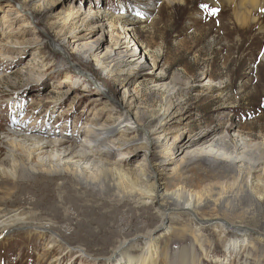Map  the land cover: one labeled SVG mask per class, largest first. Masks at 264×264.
Returning a JSON list of instances; mask_svg holds the SVG:
<instances>
[{
    "label": "rangeland",
    "instance_id": "1",
    "mask_svg": "<svg viewBox=\"0 0 264 264\" xmlns=\"http://www.w3.org/2000/svg\"><path fill=\"white\" fill-rule=\"evenodd\" d=\"M216 1L223 3L160 0L152 9L141 10V23L136 24L130 18H119L123 11H131L128 0H0V44L5 40L22 43L13 49L17 59L0 70V127L16 131V137L0 133V137H7L0 164L10 162L12 153L20 158L25 155L13 152L7 141L32 148L22 137L30 135L47 142L67 141L64 147H76L61 159L63 163L73 162L86 175L104 167L99 163L100 156L87 161L74 159L73 155H89L88 149L81 146L80 132L108 117H117L116 98L121 99L126 90L140 123L158 133L152 136L156 146L148 155L137 144L118 150L116 139L120 135L107 142L105 149L116 155L107 158L110 185L85 186L70 172L64 174V179L51 177L38 162L48 159L49 154L36 156L30 164L39 171L15 179L0 174V222L15 213L26 214L36 224L51 222L58 234L52 239L38 238L30 227L13 228L0 238V264H50L57 258L52 264H119L121 255L115 250L120 243L141 235L124 254L139 256L145 236L160 224L164 209L173 207L163 193L179 188L203 191L217 183L230 188L236 183L235 196L229 199L236 206V216L231 221H250L247 224L257 233L240 237L238 245L231 249V241L238 239L233 234H224L218 225L199 228L190 215L173 213L153 249L152 264H264V205L258 208L252 204L247 189L250 175L260 181L253 186L264 187V34L256 25H251L250 30L236 25L231 9L215 7ZM201 5H207V10ZM70 10L82 16L68 23V42H74L70 33L83 31L82 24L86 23L82 21L92 13L96 14L94 23L102 19L106 24V33L111 31L110 22L117 27L115 33L122 35L123 27L130 29L136 45L133 49L140 47L148 55L141 53L139 61L129 57L111 76L103 73L109 62L108 47H114L107 33L105 48L94 52L88 62L70 48L71 61L67 60L47 33ZM5 22L11 25L10 30L3 29ZM24 30L29 32L18 34ZM8 32L17 34L9 37L5 34ZM101 35L98 31L94 38ZM36 41L38 46L29 45ZM157 50L160 56L154 55ZM153 55L156 58H151ZM154 59L158 60L157 67ZM78 62L84 68L78 67ZM151 73L155 78L162 74L168 78L154 83ZM14 116L17 122H13ZM23 120L28 130L18 126ZM163 125L165 132L158 131ZM208 136L211 137L206 143L201 142ZM133 137L128 134L121 139ZM211 145L213 148H209ZM61 155L54 151L50 156L57 160ZM120 170L137 188H149L153 184L151 177L158 175L162 194L142 204L138 195H131L127 192L130 188L126 190L119 183ZM141 171L146 173V180ZM202 208L201 213L210 214L208 207ZM197 233L201 235L200 242L195 240ZM69 247L84 248L86 255L70 251Z\"/></svg>",
    "mask_w": 264,
    "mask_h": 264
},
{
    "label": "bare ground",
    "instance_id": "2",
    "mask_svg": "<svg viewBox=\"0 0 264 264\" xmlns=\"http://www.w3.org/2000/svg\"><path fill=\"white\" fill-rule=\"evenodd\" d=\"M120 1L122 2L123 0H120ZM128 1H130V4H131L130 5L131 11L130 12L123 11V13L120 15L119 18L120 19L121 17L122 19L130 18V20H135L137 24V22L141 23L139 22L141 21L140 11L143 9H148V8L152 9L160 0H128ZM40 5L42 7L43 3H40ZM214 5L215 7H220V8H223L224 6H226L227 7L226 9H231L232 19L234 20V23L240 26L241 28L245 30H250L251 28L249 27L251 25H256L258 26L259 31L262 34H264V0H223V3L216 1ZM131 12L133 14H131ZM86 15L87 16L82 21V23H86V24H82L83 31L81 30L80 32L77 29L76 31L70 33V36H72L74 40V42L72 41V43L68 42V39L65 37L67 35L66 27L67 25H69L68 24L69 22H72V21L76 22L77 20H79V17L82 16V14H80L79 12L77 13V15H75L73 10H70V12L65 13L63 16L59 17L58 22H55V24L51 27V30H50L51 32L47 33V35L50 36V38L52 39V42H53L52 45L54 47L59 48L63 52V55L65 56L64 58H66L67 60L71 61V54L69 51V48H70V50L73 53L80 55L85 62H88L89 59L92 56H94V52L98 50L102 51L105 48L104 36L106 37L107 33L111 34V41L113 42L114 47L113 46L108 47L109 50L107 51L108 53L107 60L109 62L106 63L103 69V73L111 76L116 72V69L118 67H121L124 63L128 62L127 59H129V57L137 58L135 60L139 61L140 58L138 57L141 55V53L144 52L145 56L148 55V51H145L144 49H141L140 47H138L137 50L133 49L136 45L134 44L135 40L133 39V36H131L130 29H126L123 27L122 35L115 33L117 27L114 23L110 22L111 31L106 33L105 29L107 27H106V24L102 21V19H101V22H99L97 19L98 22L94 23V20H95L94 16H96V14L94 16L92 15V13L86 14ZM5 25L6 26L3 27V29L5 30V28L8 27V30H10L11 25L9 26L6 22H5ZM20 29L17 28V30H20ZM252 30H255V29L253 28ZM86 31H90V32L87 34H82ZM98 31H101L102 35L99 36L98 38H94L96 32ZM27 32L29 31L24 30V31L18 32V34L21 35ZM5 34L11 37L17 33L8 32ZM57 38L58 40H56ZM23 43L25 44V42ZM29 45L38 46L39 42L36 41V43L34 44L32 43ZM19 46H22V43L14 44L11 40H5L0 44V70H3L5 68L7 62L11 64L12 62H14L15 59H17L16 58L17 55L14 53L15 51L13 49L14 47H19ZM138 50L141 52L139 53ZM154 55L160 56L161 52L157 50L156 52H154ZM154 55L151 56V58H156L154 57ZM35 56L40 57L41 54L36 53ZM157 62L158 60L154 59V65L156 67L158 66ZM78 64H79L78 67H83V65H81L79 62ZM3 73L4 72H2V77H4ZM149 74L150 73H148L147 75ZM151 74H153V76L155 75V73H151ZM166 78H168L167 75L162 74L159 77L157 76L155 78L154 76L151 79L154 81V83L160 84L159 81H164ZM165 86H167V84H165L163 87ZM128 93L130 92L126 90L123 96L121 97V99H117L115 97L117 104L119 105L117 109L118 110L117 117L115 118H113L114 116L108 117L109 121L106 120L103 122L95 123L94 126L91 125L90 127H87L80 132L83 138L81 146L88 149L89 155L88 154L83 155V154L77 153V155L76 154L73 155V158L74 159L81 158L82 160L89 161L91 160V158L96 159L97 156H100L102 158H100L101 160L99 163L100 164L104 163V167H101V168L97 167L98 169L95 172H92L91 174L86 175V173H84L82 169H79L77 166H75L73 162L63 163V159H61L62 156L65 157L69 154H72L73 151L76 150V147H74L73 145L69 147H64L68 143L67 141L55 140V141L47 142V140L45 141V139L41 137H33L30 135L29 136L27 135L28 137L27 136H22V137L24 138V141L30 142L32 148H26L29 146V144L28 146H24L23 144L16 142L14 140H10L6 142L8 145L12 147V149L14 150L13 152H16L18 150V151H21L25 155L22 158H20L12 153L9 158L10 162L3 161L0 164V174L10 175V177L15 179L20 176L27 175L30 172L39 171V169H37L36 167L30 164H32V162L36 160V156L39 157L40 155L49 154L48 159L45 157L46 160L39 159L38 162L41 165L40 167L44 169V171L51 177L58 176L59 178L64 179L63 177L64 174L65 173L69 174L70 172V174L76 179V181H78V183H82V185L84 184L85 186H91V185H94L95 183H106V184L108 183V185H110V181H111L110 180L111 178L110 170L111 169H109V167L106 166L110 164L109 162H107V158H112L116 155L115 153L112 152V150L110 152L105 149V145L107 144L108 141L111 142L112 139L117 137L118 135H120L121 138L128 136V134L134 135L132 140H122L121 138L116 139V142L118 141V144H120L118 150H122L126 147L128 148L132 144H137V145H140L141 147L138 149L139 150L144 149L147 152V155L149 154V152H152L154 150V147L156 146V142L155 140H152V136H154L157 132L153 130V128L150 127L149 125H142L140 123L139 115L136 111H134L132 97L128 96L130 95ZM168 93H170V90ZM166 116L164 115V117ZM13 122H17L16 116H14ZM27 125H28L27 122L24 120L19 122L18 124L19 127L25 126L28 130ZM165 127L166 125H163L158 131L161 132V129L164 130ZM26 128H25V131L28 134V131L26 130ZM34 129H37V128H34ZM15 132L4 129V126L0 127V133H4V134L6 133L5 135L7 136L16 137ZM209 137L211 136L205 137L204 139L202 138L201 142L206 143ZM6 138L7 137H0V141H1L0 157L3 155L2 147H3V142H5L4 140H6ZM212 146L213 145H211V147L209 148H213ZM209 148H207V150L214 152L213 149H209ZM54 151H60V153H62L61 157H59L57 160L54 157L50 156L51 152H54ZM77 162H80V161H77ZM238 162H242V161L239 160ZM8 165H10V168L8 167ZM61 166H63L64 168ZM69 169H72V170L70 171ZM141 174H142L143 180H146L147 178L146 173L144 171H141ZM103 175L104 177L102 179ZM242 177H243L242 174L239 173L238 180H241ZM118 178H119V183H121L126 190L127 188H130V190L127 192H129L131 195L135 194V195H138V197H140L139 201H141L142 204L145 202L144 200H147V199L152 200V198L153 199L157 198L158 197L157 193L160 192L162 194L163 192V185L160 184V179L158 175H153L151 177L152 178L151 182H153V184H151L149 188L146 187V189L145 187L137 188L135 183L130 179L127 173H124V171H121V170L119 171ZM247 183H248L247 189H249L251 193V196L249 195L251 198V203L257 206L258 208H261L262 205H264V187L256 188L255 186H253L255 184L256 185L260 184V181H257V179H255L253 175H250ZM235 185L236 183L233 185V187H231L233 189H231L230 187H226L225 185H220L217 183L215 185L211 184L209 187L205 188L203 191H192L191 192V191H185L186 189L183 190L182 188H179L173 191H166L162 195L163 197L164 196L168 197V200L171 201L170 205H172L173 207L167 210L166 208L164 209V211L161 213L160 224L156 226L154 230L148 233L147 236H145L144 245L142 247L141 254H139V256L127 255L125 257L124 254L126 253L125 251L127 250V248H129V246L132 245V243L135 241V239L140 238L141 235H136L134 236L135 237L134 239H131L129 241L126 240L120 243L118 248L115 250L116 253H119L121 255L119 256L118 263L119 264H134L137 262L136 264H152L153 259H154L153 249H155V246L158 243V240L162 236L163 232H165V230L167 229L166 222L168 223V220L170 219L173 213L190 215L194 221V224L196 226H199V228H206L208 227V225L210 226L218 225L222 229L224 234H227V235L233 234L238 239L236 238L237 240L231 241L232 242L230 244L231 249L238 245V240L240 239V237L246 238L247 236L250 235V232L253 233V235L256 234L257 233L256 230L254 228H251L250 225L247 224L250 221L246 222L244 220L243 223L238 222V224L237 223L235 224L231 221L233 220L232 218H235L236 216L235 215L236 206L235 204H232V202L230 203L231 200H229L231 197L233 198L235 196V192L233 191ZM28 205L34 206V204L32 203H27V206ZM203 206L205 208L207 207L209 208L210 214L201 213ZM222 211L223 213H221ZM227 211H230V214H227ZM243 214H248V213L243 212ZM13 215L14 216L12 217H4L3 221L0 222V230H1L0 238H2L4 234L12 232L13 228L15 230L17 229L21 230L23 229L21 227H25V226L30 227V229H33L34 230L33 232L37 233L38 238H47V236H49V239H52L53 236L58 237V234L55 233V231L57 232L56 226H54L51 222L36 224L35 221H30L26 214H21L20 216V213H15ZM49 226H54V227L48 228ZM46 230L50 233L48 232L45 233L44 231ZM199 233H197V235L195 236L196 242H200L201 235ZM263 239H264V236H263ZM245 242H248V240H245ZM69 249L70 251H76L82 256L86 255L84 248L69 247ZM125 259H127V261ZM57 260L59 259L57 258V259L52 260L50 264L55 263Z\"/></svg>",
    "mask_w": 264,
    "mask_h": 264
},
{
    "label": "snow or ice",
    "instance_id": "3",
    "mask_svg": "<svg viewBox=\"0 0 264 264\" xmlns=\"http://www.w3.org/2000/svg\"><path fill=\"white\" fill-rule=\"evenodd\" d=\"M201 7L205 8L207 10V5H201ZM215 9L212 10L213 14L215 13Z\"/></svg>",
    "mask_w": 264,
    "mask_h": 264
}]
</instances>
